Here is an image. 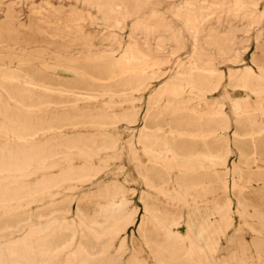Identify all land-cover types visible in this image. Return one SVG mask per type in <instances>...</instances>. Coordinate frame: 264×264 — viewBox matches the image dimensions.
<instances>
[{
  "label": "rangeland",
  "instance_id": "1",
  "mask_svg": "<svg viewBox=\"0 0 264 264\" xmlns=\"http://www.w3.org/2000/svg\"><path fill=\"white\" fill-rule=\"evenodd\" d=\"M1 257L264 264V0H0Z\"/></svg>",
  "mask_w": 264,
  "mask_h": 264
},
{
  "label": "bare ground",
  "instance_id": "2",
  "mask_svg": "<svg viewBox=\"0 0 264 264\" xmlns=\"http://www.w3.org/2000/svg\"><path fill=\"white\" fill-rule=\"evenodd\" d=\"M222 2V1H221ZM224 3V2H223ZM256 4V3H255ZM238 5V4H237ZM214 6V5H213ZM220 10V9H219ZM231 13V12H230ZM186 18V17H185ZM241 18V17H240ZM189 20V19H188ZM250 23V22H249ZM114 24V23H113ZM144 32V31H143ZM147 50V49H146ZM211 72V71H210ZM206 89V88H205ZM184 102V101H183ZM211 103V102H210ZM188 118V117H187ZM191 120V119H190ZM130 125V124H129ZM147 127V126H146ZM10 130V129H9ZM186 131V130H185ZM197 133V132H196ZM202 133V132H201ZM200 133V134H201ZM205 133V132H204ZM202 136V135H201ZM211 140V139H210ZM138 143V142H137ZM230 155V154H229ZM47 170V169H46ZM40 171V170H39ZM195 173V172H194ZM2 180V179H1ZM225 191H227V190H225ZM178 195V194H177ZM35 196V195H34ZM33 196V197H34ZM22 207V206H21ZM15 208V207H14ZM147 209V208H146ZM5 211V210H4ZM169 228V227H168ZM104 235V234H103ZM27 238V237H26ZM145 242V241H144ZM5 246V245H4ZM209 246V245H208ZM9 247V246H8ZM207 247V246H206ZM7 249V248H6ZM20 249V248H19ZM3 252V251H2ZM17 252V251H16ZM20 253V252H19ZM25 254V253H24ZM22 256H23V254H22ZM17 258V257H16ZM15 258V259H16ZM20 258H22V257H20ZM19 258V259H20ZM25 260V259H24ZM24 260H22V259H20V260H16V262H15V264H24ZM2 261H3V259H2V257H1V264H2ZM14 261V260H13ZM39 261V260H38ZM211 261V260H210ZM12 264V263H11Z\"/></svg>",
  "mask_w": 264,
  "mask_h": 264
}]
</instances>
